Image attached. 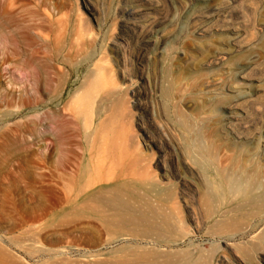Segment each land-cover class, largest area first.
<instances>
[{
    "label": "rangeland",
    "instance_id": "374dc122",
    "mask_svg": "<svg viewBox=\"0 0 264 264\" xmlns=\"http://www.w3.org/2000/svg\"><path fill=\"white\" fill-rule=\"evenodd\" d=\"M15 1L0 0V264L128 256L123 247L134 243L111 242L102 227L95 244H71L68 227L98 221L89 211L61 212L60 186L76 170L82 146L73 113L97 104L110 119L101 133L102 169L116 173L120 155L134 173L124 181H142L148 171L160 182L162 194L153 192L159 214L151 207L156 214L150 209L147 223L157 228L167 219L171 232L163 233L177 240L162 251L183 263L190 255L201 264H264V224L251 233L236 224L223 235L213 232L229 208L208 198L195 164L201 154L188 148L200 128L207 138L219 130L221 164L237 150L231 143L244 140L264 152V0ZM98 69L100 86L90 88ZM127 131L133 146L125 143ZM58 138L73 153L63 166L50 161ZM96 181L92 175L81 184Z\"/></svg>",
    "mask_w": 264,
    "mask_h": 264
},
{
    "label": "bare ground",
    "instance_id": "6f19581e",
    "mask_svg": "<svg viewBox=\"0 0 264 264\" xmlns=\"http://www.w3.org/2000/svg\"><path fill=\"white\" fill-rule=\"evenodd\" d=\"M13 1L14 0H10V3H12ZM16 36L18 37V34ZM99 74L100 72L98 69L97 73H95L92 76V79L89 80L88 85L90 88L93 87L95 89L99 88L100 86ZM113 83L115 87H119L116 81L115 82L113 81ZM167 92L168 90L165 91L166 94H168ZM83 93H82L83 95L82 98L85 101L83 99L82 101L84 103L87 102V99L89 101L90 94L88 95V93L85 94ZM112 93L113 92L108 94V96H110ZM227 101H223V104L225 102L226 105ZM81 105H82L81 107H83V104ZM81 109L82 108L79 107L78 110H76V112H74L73 114L75 118H78L81 121L80 122L78 120V122L81 123V126H78V129L76 128V130L79 131V127H80L81 140H79L78 143H80L82 146L80 147L79 145L80 150L79 151L77 150L78 153H76L74 156L76 159L75 164H77V166L75 167L76 170L69 175V181L60 186L62 190L61 197L64 198L65 200V206H63L61 212L65 214L67 217H69L77 212L89 211L91 213V216L98 221V224L91 223L90 228L77 226V225L69 228L68 227L69 223H67V227H68L67 237L71 244L76 242L82 244H95V240L97 236H99V233L103 228L108 236V239L111 240V242H117L118 240H120V242L130 241L133 242L134 244L129 243L127 246L123 247L124 251L126 249L127 251L129 250L128 251L129 254L126 258L122 256L124 258V259L122 258V261L118 258V260L120 261H114V260L107 262L95 261L93 263L84 262L80 264H121V263L122 264H201V261L197 259L194 260L193 257H191L190 255L189 258L187 259L188 262L183 263L182 257L178 259V257L175 258L176 255H174L173 253L164 252L161 250V246L163 243L166 244L174 243L177 240L172 237L170 238L163 233L164 229L166 231L169 230V232H171L170 229L172 228V224L169 221H167V219L165 220V218H161L164 219V221L163 222L161 221L162 222L160 225L161 227L158 226L157 227L158 229L156 228V226L158 225L157 223H156L157 225L152 222L151 223L148 222L151 225L147 223V221H151L150 218L154 217V216L150 217L151 215L149 211H151L153 207H155V211L157 213H158L157 210H159L156 207L157 205H160V203L157 200L158 196H156V194L159 192L160 194H162L161 193L162 188H160L159 180H157L153 172L145 171V173L143 174L144 179H142V181H135V180L124 181L125 177H128L130 173L131 174L134 173L130 171L132 169L131 164L128 165V163L126 164L125 162H123L124 157L120 155L117 160V163L120 162L119 165L117 166L118 171L116 173L110 171L105 172L104 169H102L103 164H101L102 162V156H101L102 153L100 152L102 146L101 133L103 131V127H106L109 124L110 119L109 118L108 120L105 119L104 108L103 107L101 108V106L98 107V104L97 106L93 105L92 109L90 108H83L82 110ZM113 109H114V113L112 118L115 120V118L117 117V112H116L117 109L116 108ZM89 110H91L90 111L91 114ZM227 119H229L228 121H232L234 120V116L229 115ZM227 123H228L227 121L226 122L224 121L222 123L225 131L227 130L226 127ZM181 124L183 123L181 122ZM214 127L216 128V126ZM209 130L207 134H209ZM213 130H214V132H212L213 136L211 137L212 133L210 132L211 135L210 134L209 135L211 138L210 137L207 138L204 135V133L207 130L203 133V130H200L199 128V131H196L195 135H193L196 137L195 138L196 141L195 140L192 141L193 140L192 139L190 142L191 145L188 146V148L192 149V151H196L197 153L201 154L200 156L196 155L197 160L195 164L196 166L198 164L199 167H201L200 169L202 171V174H201L200 183L204 186V189L206 190L207 195L209 196L208 198H210V200L217 199L218 201L224 199L225 206L229 208L228 214H226L225 218H222L219 221H217L216 223L217 226L213 228L214 230L213 232L218 235H223L225 234L224 231L226 229H228L230 226L235 224L240 225L241 227L240 231L250 232V233L254 232L258 228H260L261 225L264 224V154H263L264 152L259 153L258 150H253L254 148L253 144L249 147L244 146V144H246V143H242L244 140L238 144H234L230 142L232 144L231 146L237 147V150H234L235 152L231 156L225 158L226 160H229L226 165L221 164L222 162H220L219 148L222 145L220 146L221 143L219 144L218 142H217L218 144L215 143L216 140L218 141L220 139L219 137H218L219 139L216 138L218 136L219 130L218 129H213ZM190 131L191 130H189V132ZM228 133L229 132H227V134ZM125 136H126L125 139L126 145L133 146L134 143L136 142L133 134L130 131H127L125 133ZM60 138L55 139V144H54L55 154L53 156H50L51 164H53L54 166L60 164H62L63 166V163L67 161L68 156H70L69 153L72 152V151L69 152L70 149L68 148L64 149V147H61L64 141ZM225 144L226 146L227 145L229 146V143L228 144L224 143L223 147H226ZM114 148H115V141H110L108 143V149H110V151H113ZM233 148L231 150H233ZM239 150L240 153L238 152ZM221 158L223 159V157ZM69 160L70 158L68 159V161ZM92 175L97 179V181L94 184L89 185V187H87L85 184H81V182L85 180V178ZM183 180L184 179L180 178V181ZM104 184H107L108 186L105 187ZM147 184L150 185L151 187H149ZM52 185H53V187H51L52 191L54 192L55 195H58L56 194V189L59 186V184L57 185L56 183ZM215 185H217L218 187H216ZM153 192H156V194H153ZM152 195L155 197V199H153ZM153 211L154 210H152V213L156 214L154 213L155 211L154 212ZM148 212L149 214H147ZM146 214L147 216L149 215L148 216L149 218H147ZM166 217L168 218L169 216ZM183 224L184 223H182V225ZM179 225L183 227L180 223ZM177 227L178 226H176V228ZM261 233L263 235L264 229ZM234 235L235 233L229 234V236H234ZM255 242L254 241L251 242L252 247L254 246L255 248V246H257L258 243L261 245L260 241H255ZM258 247L260 246L258 245L257 248Z\"/></svg>",
    "mask_w": 264,
    "mask_h": 264
}]
</instances>
